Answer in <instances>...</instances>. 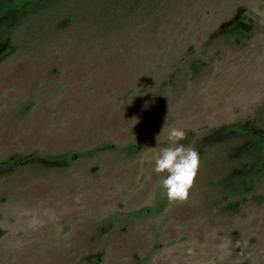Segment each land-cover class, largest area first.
Segmentation results:
<instances>
[{
    "label": "rangeland",
    "instance_id": "rangeland-1",
    "mask_svg": "<svg viewBox=\"0 0 264 264\" xmlns=\"http://www.w3.org/2000/svg\"><path fill=\"white\" fill-rule=\"evenodd\" d=\"M241 10L250 36L215 37ZM27 13L0 41V264H264V175L231 196L238 143L209 142L264 129V0H48ZM166 123L200 155L184 204L145 158Z\"/></svg>",
    "mask_w": 264,
    "mask_h": 264
},
{
    "label": "trees",
    "instance_id": "trees-1",
    "mask_svg": "<svg viewBox=\"0 0 264 264\" xmlns=\"http://www.w3.org/2000/svg\"><path fill=\"white\" fill-rule=\"evenodd\" d=\"M36 2L46 3L48 0H0V41L7 39L16 31L24 20H26L30 9H33ZM60 1H54V3ZM252 32L251 25L245 22L244 13L239 11L236 16L221 27L215 33L217 38L245 37L250 36ZM7 47V45H2ZM4 48V49H5ZM3 54L0 49V60ZM224 139L236 141L238 147L235 153L230 156L226 164L230 166L232 172L222 182L224 191L231 196H241L248 191L251 184L258 177L264 175V129H257L252 124L245 127H234L217 133L209 141L210 143L222 142ZM33 156H29L28 160H33ZM41 162H47L51 165H62V162H69L70 158H40ZM75 160V158H73ZM18 163V161H16ZM19 162H23L22 160ZM13 165L8 162L5 165ZM237 205V204H236Z\"/></svg>",
    "mask_w": 264,
    "mask_h": 264
},
{
    "label": "clouds",
    "instance_id": "clouds-1",
    "mask_svg": "<svg viewBox=\"0 0 264 264\" xmlns=\"http://www.w3.org/2000/svg\"><path fill=\"white\" fill-rule=\"evenodd\" d=\"M165 132L169 146L159 148ZM185 138L184 130L177 127L168 128L166 123L161 133L156 136L157 147L150 148L155 155L145 157L149 163H154V171L157 174H166L161 181V188L171 204H184L189 201L200 168L198 151L180 143Z\"/></svg>",
    "mask_w": 264,
    "mask_h": 264
}]
</instances>
